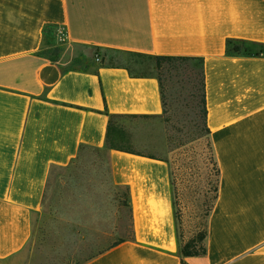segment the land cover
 I'll use <instances>...</instances> for the list:
<instances>
[{"label":"crops","instance_id":"0c3cea01","mask_svg":"<svg viewBox=\"0 0 264 264\" xmlns=\"http://www.w3.org/2000/svg\"><path fill=\"white\" fill-rule=\"evenodd\" d=\"M62 31L93 49L204 57L206 253H181L170 160L107 144L112 119L164 114L160 81L51 58ZM228 38L264 43V0H0V262L30 242L54 169L98 148L129 191L132 235L84 264H264V53L227 54Z\"/></svg>","mask_w":264,"mask_h":264},{"label":"rangeland","instance_id":"374dc122","mask_svg":"<svg viewBox=\"0 0 264 264\" xmlns=\"http://www.w3.org/2000/svg\"><path fill=\"white\" fill-rule=\"evenodd\" d=\"M59 43H50L46 53L67 66L100 61L93 48ZM181 71L165 73L162 116L121 117L116 125L130 135L124 145L170 160L180 239L201 244L216 193V166L199 105L197 75L192 72L190 81ZM125 199L126 188L112 181L106 150L85 148L71 164L54 169L44 207L34 215L30 242L0 264H84L132 235Z\"/></svg>","mask_w":264,"mask_h":264},{"label":"trees","instance_id":"16d2710c","mask_svg":"<svg viewBox=\"0 0 264 264\" xmlns=\"http://www.w3.org/2000/svg\"><path fill=\"white\" fill-rule=\"evenodd\" d=\"M46 33L49 36H54L56 35L57 31L54 28H48L46 29ZM226 52L230 55H259L261 53H264V43L237 38H228L226 41ZM93 56L95 58H100V61H98L97 63L98 66L123 67L127 69L133 76L150 75L157 77L160 81L162 99L164 102V112L166 111V71L182 70L181 75L185 77L187 76L190 81L192 79V72H194L197 75V81H195V83H197L196 86L199 92V105L201 108L204 127L206 128L207 104L204 57L196 55L152 54L105 46L94 47ZM86 67L89 68L90 66L87 65ZM111 117L113 118L114 115H111ZM125 137V131L118 129L113 124L112 119L107 137L108 146L135 152V150L131 149L130 147L120 145L122 141H125ZM125 201L130 211L129 191L127 189ZM205 238L206 228L200 236V241L202 242L201 244H197L194 239H190L185 243H183L180 239V248L182 255L194 256L206 253ZM122 240L124 239H121L114 244H117Z\"/></svg>","mask_w":264,"mask_h":264},{"label":"built area","instance_id":"2783aa9c","mask_svg":"<svg viewBox=\"0 0 264 264\" xmlns=\"http://www.w3.org/2000/svg\"><path fill=\"white\" fill-rule=\"evenodd\" d=\"M59 36H60V40H61V41H63V42L66 41V34H65V32L62 31V33H60Z\"/></svg>","mask_w":264,"mask_h":264}]
</instances>
